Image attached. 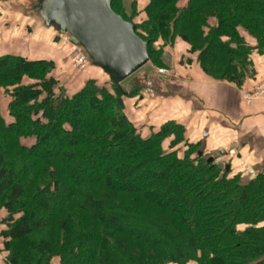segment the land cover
I'll use <instances>...</instances> for the list:
<instances>
[{
	"label": "trees",
	"instance_id": "obj_1",
	"mask_svg": "<svg viewBox=\"0 0 264 264\" xmlns=\"http://www.w3.org/2000/svg\"><path fill=\"white\" fill-rule=\"evenodd\" d=\"M116 1L112 10L135 25L149 59L157 39L180 38L210 79L241 86L252 56L264 55V0H188L182 9L180 0H148L140 24ZM51 66L0 58V90L12 89L0 111L9 264H264V171L241 183L229 164L207 163L201 142L175 121L143 138L115 110L135 92L121 93L100 70L111 90L88 79L71 96L56 94ZM23 77L35 82L23 86ZM85 107L94 114L84 118Z\"/></svg>",
	"mask_w": 264,
	"mask_h": 264
},
{
	"label": "crops",
	"instance_id": "obj_2",
	"mask_svg": "<svg viewBox=\"0 0 264 264\" xmlns=\"http://www.w3.org/2000/svg\"><path fill=\"white\" fill-rule=\"evenodd\" d=\"M39 5V0H0V58L17 56L34 60L45 57L38 55L43 52L38 46L51 47L53 34L59 36V33L53 26H45ZM26 27V33H22ZM247 41L254 46L253 39ZM252 62L253 76L241 86L226 80L214 81L196 68L186 72L178 70L171 77L163 74L165 78L156 81L167 89L160 88L167 94L156 92L159 93L157 102H179L187 106V119L182 111L179 117L193 122L194 126L199 117L202 129L190 141L201 142L206 152L213 148L220 157L218 152L225 151L222 161H228L232 171L242 176L247 167H251L255 175L264 171V101L252 107H246L241 101L242 91L253 90L264 76V55H253Z\"/></svg>",
	"mask_w": 264,
	"mask_h": 264
},
{
	"label": "rangeland",
	"instance_id": "obj_3",
	"mask_svg": "<svg viewBox=\"0 0 264 264\" xmlns=\"http://www.w3.org/2000/svg\"><path fill=\"white\" fill-rule=\"evenodd\" d=\"M187 2L188 0H180L177 3V8L182 9L187 5ZM148 5V0H118L116 1L115 7L120 14L125 16V18L130 19L136 24H140L143 21H147L148 16L146 9ZM214 24L215 20L211 19L208 22L207 27H205V30L208 31L209 27H214ZM26 30L27 27L22 33H26ZM53 35L55 37L52 39L51 47H43V45L38 46V48L40 47L43 51L38 55L45 56L41 57V59H46L52 63V66L45 77L54 82L53 91L56 94L62 93L65 96H71L75 94L88 79H95L99 85L105 84L107 89L111 90V84L106 81L105 76L99 69L91 65L90 60H88L86 65L78 66L76 64L75 53L70 51V48L67 45V38L55 34ZM152 49L154 50V53H152L149 62L120 84L121 89L126 94H130V92L131 94H133V92L135 93L129 97L121 98V101H119L115 110L121 113L126 121L129 122L143 138L148 137L151 129H155L157 125L163 124L166 121H175L184 126V136L190 140L191 137L197 136L199 131L202 129V127L199 126V117H197L198 120L195 121V123H197L194 126L193 122L190 121L188 123L187 120L185 121V119H187L185 116L188 114V110L186 108L187 106H183L179 102L176 104H169L171 103L170 101H163L164 104L159 101L157 102L156 96L162 91L161 89L163 88L165 91L167 89L160 87L156 81L158 78H161L159 76L161 74L160 71L170 77L173 75L175 76L176 72L181 69H185L186 72L196 68L199 72L203 73L197 62V53H190V46L183 42L180 38H175L171 43L164 42L162 38H159L153 43ZM32 80L33 79L23 77L21 85H29L30 83L35 82ZM263 80L264 76L261 79V82ZM254 89L251 91H242L241 93V101L246 107H252L256 103L255 102L253 105L247 106L245 101L242 99L243 96L252 94ZM9 90L11 91L12 89ZM10 91L6 94L3 89L0 90V111L2 116L7 114L6 110L9 102ZM162 93L167 94L163 91ZM159 97H162V95ZM181 111L185 119L179 117V113H181ZM93 114L94 112L90 111L88 107H85L83 113L84 118H88V116ZM191 125L196 128H193ZM22 142L28 147L33 144L34 141L33 139H27ZM200 148L203 150L202 143ZM213 150V148L209 149L210 152L203 150L206 162L208 158L212 157L214 158L213 164L221 170L224 169L225 166H228V161L225 159V161H222V156L220 157L217 152ZM9 152L11 158H14L18 154L16 150H9ZM17 165L18 164L15 166ZM17 168L20 167L17 166ZM7 216L8 212L5 208L0 207V222ZM5 230H7V224L0 223V262L9 264L6 258L8 253L3 247V238L1 235ZM51 263L59 264V259L56 258ZM81 264H83V262H81ZM185 264L197 263L194 260H191Z\"/></svg>",
	"mask_w": 264,
	"mask_h": 264
},
{
	"label": "water",
	"instance_id": "obj_4",
	"mask_svg": "<svg viewBox=\"0 0 264 264\" xmlns=\"http://www.w3.org/2000/svg\"><path fill=\"white\" fill-rule=\"evenodd\" d=\"M39 3L45 26L68 35L69 42L81 48L91 65L101 70L121 93L120 84L149 62L147 43L136 35L133 23L112 10L111 0H39ZM160 77L165 78L163 74ZM218 153L225 155L223 150ZM213 161L212 157L207 159V163ZM254 176V170L247 167L240 182L248 183Z\"/></svg>",
	"mask_w": 264,
	"mask_h": 264
},
{
	"label": "built area",
	"instance_id": "obj_5",
	"mask_svg": "<svg viewBox=\"0 0 264 264\" xmlns=\"http://www.w3.org/2000/svg\"><path fill=\"white\" fill-rule=\"evenodd\" d=\"M59 36L67 38L66 39L67 45L70 48V51L75 53L76 64L78 66L86 65V63H88L89 58L84 53V51L81 48L72 45L69 42V36L68 35L59 34ZM160 73L163 74L162 71H160ZM242 99L245 101V104L247 106H251L259 100L264 101V80L254 89V92L252 94H247V95L243 96Z\"/></svg>",
	"mask_w": 264,
	"mask_h": 264
}]
</instances>
